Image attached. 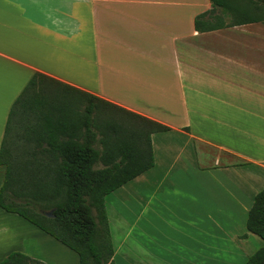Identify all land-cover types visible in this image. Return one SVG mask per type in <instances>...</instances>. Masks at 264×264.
Instances as JSON below:
<instances>
[{"label":"crops","instance_id":"obj_1","mask_svg":"<svg viewBox=\"0 0 264 264\" xmlns=\"http://www.w3.org/2000/svg\"><path fill=\"white\" fill-rule=\"evenodd\" d=\"M211 10L208 0H0V146L36 73L170 129L151 136L154 167L105 199L114 264H245L263 246L246 225L228 235L156 219L174 194L197 196L198 206L217 199L246 224L264 188V26L228 27L230 17ZM152 102L181 125L150 115ZM177 135L186 139H164ZM202 147L250 169L200 164ZM4 175L0 167V188ZM52 241L0 209V262L20 253L48 264ZM59 245L51 262L78 264Z\"/></svg>","mask_w":264,"mask_h":264},{"label":"trees","instance_id":"obj_2","mask_svg":"<svg viewBox=\"0 0 264 264\" xmlns=\"http://www.w3.org/2000/svg\"><path fill=\"white\" fill-rule=\"evenodd\" d=\"M208 1L211 11L230 17L228 27L264 26V0ZM169 130L36 73L6 120L0 209L70 250L78 264H114L105 199L154 167L151 136ZM246 230L263 246L245 264H264V188L254 197ZM0 264L41 263L13 253Z\"/></svg>","mask_w":264,"mask_h":264},{"label":"rangeland","instance_id":"obj_3","mask_svg":"<svg viewBox=\"0 0 264 264\" xmlns=\"http://www.w3.org/2000/svg\"><path fill=\"white\" fill-rule=\"evenodd\" d=\"M119 56V55H118ZM130 97H129V96ZM121 97L123 99H130L134 98V95L131 93L123 92ZM138 98V95L136 98L132 100L134 103ZM130 102V101H129ZM145 105H147L144 102ZM158 103L152 102L151 105L149 106L150 115H157L156 117H160L161 119H165L172 123L173 125H181V118L178 115H171L170 113H162L159 110L153 109L154 106H156ZM144 107V106H143ZM148 109V106L144 107ZM172 138V139H171ZM164 139L166 140H171V141H177V142H183L186 138L183 136L177 135L176 138L173 137H166L164 136ZM203 148V147H202ZM204 151V152H203ZM202 153V155H201ZM215 159H219L222 163L221 166L226 165V164H239V159L236 157H232L222 151L216 150V149H211V148H203L200 149V155L198 156V162L200 164H207V163H214ZM244 167H248L250 169L249 165H244ZM264 184H262L263 186ZM261 186V187H262ZM264 187V186H263ZM262 187V188H263ZM259 188V189H262ZM172 200L168 203H171V205L168 206V208H164L163 205H157V220H164V221H171V222H199V223H204L205 228L204 230L211 231L215 230L222 232L223 228L226 227V233L230 235L232 230H237L239 228L245 229V225L243 224V217L240 216L238 212H231L230 209H227L222 203L219 204L217 199L213 198H205L203 203L198 206V198L197 196H191V195H186V196H178V195H172ZM167 201V199H166ZM225 207V208H224ZM241 221V222H240ZM207 223H209V226H207ZM217 223V224H216ZM246 223V222H245ZM226 225V226H225ZM220 226L221 228L219 229ZM50 249L51 253H55V255L46 256V259L48 264H53L51 261L55 259V256L58 253V250H60V245L59 243L52 241ZM63 248V247H62ZM36 255H39L40 257H43V254H45V251L41 250L40 248L38 249L36 246ZM72 256H75L73 253ZM76 258V257H75Z\"/></svg>","mask_w":264,"mask_h":264},{"label":"water","instance_id":"obj_4","mask_svg":"<svg viewBox=\"0 0 264 264\" xmlns=\"http://www.w3.org/2000/svg\"><path fill=\"white\" fill-rule=\"evenodd\" d=\"M48 217H50V214H47Z\"/></svg>","mask_w":264,"mask_h":264}]
</instances>
